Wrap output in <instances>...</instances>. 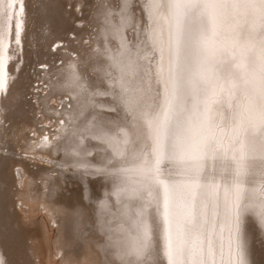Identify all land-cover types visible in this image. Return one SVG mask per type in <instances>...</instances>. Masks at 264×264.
<instances>
[{
  "label": "bare ground",
  "instance_id": "6f19581e",
  "mask_svg": "<svg viewBox=\"0 0 264 264\" xmlns=\"http://www.w3.org/2000/svg\"><path fill=\"white\" fill-rule=\"evenodd\" d=\"M135 1L128 0L125 8L124 0H101L94 11L95 16L92 15L97 28L92 33L94 36H89L88 47L82 51L80 48L76 54L65 51L60 65L38 61L43 63L37 67L38 79H42L37 90L40 94L35 101L28 100L31 102L27 108L22 107L25 103L20 106L17 100L31 86L21 76L24 65L21 54L24 59L31 16L29 4L36 3L34 11L39 18L36 35L40 46L61 42L57 34L63 31L68 18L61 8L63 2L59 0L52 3L49 0H0V80L5 85L0 88V141L12 139L14 146L25 156L54 161L59 168L55 167L60 169L58 175L53 174L57 170H51L52 173L35 172L21 159L12 157L15 161L9 164L12 167L9 173L10 167L7 169L3 165L4 153L0 152V195L5 200L1 214L4 222L0 219V264H30V258L23 262L15 255L20 238L12 227L15 214L12 216L10 207L14 203L20 211L18 224L34 220L35 216L43 213L50 224L57 227L56 239L52 240L48 223L46 220L40 222L43 236L41 239L33 236L34 242L28 247L38 257V261L31 258L34 261L31 264H59V261L61 264H160L161 258L164 264H169L163 228L158 227L154 220L159 196L153 191L151 202L146 196L137 198L134 169L139 161H132L131 157L143 153L151 159L150 133L144 124L143 114L155 115L163 104L165 84L170 77L175 21L170 16L162 18L167 16L166 12L162 11L161 16L151 12L145 7L148 0H138L140 6ZM80 2L74 0L75 4ZM5 11L9 17L6 23ZM233 41L259 52L264 46V32L251 16L247 20L226 18L220 23L215 42L217 46H230ZM44 54L36 48L37 57ZM217 60V73L227 78L233 72L231 65L224 56L218 55ZM117 61L121 66L131 65L130 69H125L128 73L124 77L127 92H122L118 82L119 67H110ZM98 69H107V74ZM54 95L59 98L67 95L61 108L54 103ZM220 100L212 106V115L216 123L227 129L230 117L227 100L226 97ZM5 103L17 104L10 115L12 121L9 126H5ZM105 107H114L116 112L104 115L100 108ZM119 129L127 133V144L123 145L126 158L123 166L133 171L117 178L112 174L113 165L120 158L114 155L112 138L124 139ZM4 148L0 144V151ZM58 156L60 159H56ZM160 168L165 176L171 174L175 177L180 166L175 161L162 159ZM259 168V159L249 162L250 173L258 172ZM70 170L74 172L70 173ZM99 174L101 176L93 180L92 176ZM255 180L258 185L259 178L255 177ZM173 182L179 184L180 180ZM201 185L196 197L197 226L205 249L201 259L205 264H254L249 239L251 227L256 223V226L264 228V220L244 210L248 203L247 193L239 201L237 211L231 195L225 198L219 175L215 188L211 186V177L208 181L201 180ZM137 212H142L140 219L149 225L148 238L139 241L135 229L139 222ZM251 216L256 220L254 224L249 221ZM5 234L11 241L5 238L8 242H3ZM26 236L22 234L19 237L24 239ZM41 240L45 243L44 256H40ZM140 244L145 246V250L137 257L133 248ZM22 245H26L24 240ZM21 253L19 251L20 256ZM25 254L26 257L32 255ZM58 254L59 261L56 259Z\"/></svg>",
  "mask_w": 264,
  "mask_h": 264
},
{
  "label": "snow or ice",
  "instance_id": "6c2138e0",
  "mask_svg": "<svg viewBox=\"0 0 264 264\" xmlns=\"http://www.w3.org/2000/svg\"><path fill=\"white\" fill-rule=\"evenodd\" d=\"M127 3L124 0L125 8ZM145 7L158 16L166 12L162 18L170 16L175 21V34L163 104L155 115L143 114L150 133L151 159L143 153L131 157L139 161L134 169V191L138 199L146 196L148 202L153 191L159 196L154 220L163 228L169 264H205L196 207L201 180L211 177L215 188L219 175L225 198L231 195L237 211L247 193L244 210L264 220V46L256 52L238 41L230 46H217L215 42L220 23L226 18L247 20L251 16L264 32V0H148ZM8 19L5 11V23ZM218 55L226 57L233 69L227 78L216 71ZM110 67H119L118 82L122 92H127L125 69L131 65L121 66L117 61ZM98 70L107 74V69ZM4 86L0 80V88ZM221 97H226L230 113L227 129L212 115V106L220 103ZM119 132L123 140L112 138L114 155L120 158L113 165L112 174L117 178L133 171L123 166L127 133L124 129ZM162 159L180 166L175 177L161 171ZM256 159L260 168L250 173L249 162ZM255 177L259 178L258 185ZM177 179L179 184L173 182ZM141 216L142 212H137L138 241L149 234V225ZM144 250L143 244L133 248L137 257Z\"/></svg>",
  "mask_w": 264,
  "mask_h": 264
},
{
  "label": "rangeland",
  "instance_id": "374dc122",
  "mask_svg": "<svg viewBox=\"0 0 264 264\" xmlns=\"http://www.w3.org/2000/svg\"><path fill=\"white\" fill-rule=\"evenodd\" d=\"M52 1H56V0H49L50 3H52ZM59 1L63 2L61 8H62L63 13L67 16L68 22L65 24L63 31H61L60 33L57 34V37H58V39L61 40V42H59V43L56 42L57 43V44H55L56 46L54 44H51V43H49L47 46H40V40L37 38V35H36V30L38 29L37 23H39V18L36 17V13L34 11L36 3L35 2H31L29 4V7L31 9V16L29 18L28 33H27L26 40H25L26 43H25V57H24V59H23V56L21 54V61L24 62L21 76L24 77L26 79V80L25 79L24 80L26 82H29L31 84V86H30L29 89H26L25 92L23 93V95L20 97V99L17 100L18 104L19 103L21 104L20 106H22L25 103L22 107L25 106V107L29 108L28 105L30 104L29 102H31V101H28V100L35 101V99H36L35 97H38V95L40 94L37 90L40 89V86H38V83H42V79H38L39 78L38 68H39V66L43 65V63H39L38 61L45 60V61H48V65L49 64L53 65L54 63L57 64V65H60L62 63V61L64 60L65 51L67 53L76 54L77 51H80V48H81V51H82V48H84L85 46L88 47L89 44H90V38H92V36H94V34H92V33H94V31L97 28V25H95L96 21L93 20L94 18H92V15L95 16L94 15V13H95L94 11L100 5L99 3H101V0H99V1L98 0H81V2L78 3V4H75L74 0H59ZM139 2L140 1L136 0L135 1L136 5L140 6L141 4L139 5ZM33 3H34V5H32ZM138 6H137L136 9H138ZM94 7H96V8H94ZM90 16H91L92 19L90 18ZM87 19H89V20L91 19L90 21L88 20L89 23H88ZM92 24H93V26H91ZM81 27H83L85 29H83ZM80 28H81V30H80ZM89 36H90V38H89ZM36 40H37V42H36ZM35 43H36V45H35ZM82 44H84V45L82 46ZM32 46H34V48ZM57 46H58V48H57ZM36 48L41 50L45 54L43 56L39 55L40 57H37V55H35L36 54ZM33 50H35V52ZM31 53H34V55L31 54ZM35 64H36V66H35ZM33 67H34V69H33ZM25 72H26V75H25ZM43 73H44V71H41V74H43ZM44 84L46 85L47 82H44ZM63 97L59 98V97L54 95V99H56V101L54 103L57 104V106L59 108H61L62 104L65 103V102L63 103V101L67 99V95L63 96ZM23 98H27V99L24 100ZM16 105L17 104H12V105L6 104L5 105L6 106L5 109H4V113L6 115L5 126H9L10 125V123L12 121V117H10V115H12V112L15 109ZM100 109L103 112V113L102 112L101 113L104 114V115H109V114H112V113L116 112L114 107H110V108L109 107H105V108H100ZM52 120L55 121V117H53ZM53 123H52V126H51L52 128L55 127ZM42 124H43V122H40V125H42ZM0 144H1V146H3V148L5 147L4 150L0 151V152L4 153L3 165L7 166V169H9L8 167H10V169L7 170L8 172L11 171V168H12L11 165H9V164H12V161H15L16 159H19V160L21 159L25 163V165L28 166L29 169L31 168L30 170H32V171H35V172L36 171L37 172L48 171V172L52 173V172L57 170V173H53V174H55V175L57 174L58 175V172L60 173V169H57V168H59V166L57 164H55L54 161L53 162H47V161H44V160H39V159L37 160L35 158L31 159L28 156H25L24 152H22L21 149H19L18 147L14 146V143H13L12 139L4 138L3 141H0ZM12 148L15 149V150H12ZM8 152H11V154L10 153L6 154ZM91 153L94 154V152H91ZM12 157L15 160L12 159ZM8 159H11V160H8ZM56 159H60V156L56 157ZM52 167L54 168V170H53ZM64 168H65V171H68L66 169L67 167H63V169ZM51 170H52V172H51ZM72 172H74V171L70 170V173H72ZM100 176H101V174L94 175L92 177H94L93 178V180H94V179H97V177H100ZM92 177H91V179H92ZM1 195H0V205H1L0 206V219L2 218V215H3V211H2L3 210L2 209L3 208V204H5V200H4V198ZM1 198H3V199H1ZM2 200H4V201H2ZM14 204H13V206L11 205V207H10V210H11L10 212H11V214L13 213L12 216L15 214L13 216L14 220L12 219V227H13V230H15V232L17 231L16 232L17 234L19 233L18 239L20 238L19 239V244H17V246L15 248V255H16L17 258L19 257V259L21 261H23V262H26V261L30 260V264H31V263L34 262V261H32L33 259L38 261V257L34 256L32 251H31V249L28 248V247H29V244L34 242L33 241V236L37 237L39 239H41L42 236H43L42 235V229H41V226H40V222L43 221V220L44 221L46 220V222L49 225V230H50V233H51V236H52V240L56 239L57 227L54 226L56 224H54L52 226L50 224V222L47 220V218L43 215V213L42 214H38L37 216H35L34 220L27 221V222H23L22 221L21 224H18V219H20V216H19V212L20 211H18L19 209H17V203L15 205ZM13 209H14V211H13ZM2 220L4 222V219H1V221ZM249 221H252L253 224L256 222V220H254V218L252 216L250 217ZM1 224H2L1 228L3 229V233H4L5 232L4 224L2 222H1ZM13 224H15V225H13ZM30 224H32V225H30ZM251 229H252V231L250 232L249 239H250V246H251V250H252V254H253L254 264H264V228H262L261 226H258V225L256 226V223H255V225H253V227H251ZM22 232H24V233H22ZM22 234L24 235V237L26 236L25 234H27L26 238L22 239L21 237H19ZM86 234L84 235L83 238L86 237ZM8 237L9 236H7L6 234L3 235V240H4L3 242L4 243L8 242L9 240L11 241V239L8 238ZM5 238H7L8 241L5 240ZM31 238H32V241H31ZM23 240H24V243L26 245H22ZM81 240H83V239H81ZM81 240H80V242H82ZM20 241H22V242H20ZM40 243H41L40 244L41 245L40 254H42L40 256H44L45 255L44 253H45V250H46L45 249V243L42 240H41ZM19 245H21L22 247H20ZM18 246H19V248H17ZM25 246L27 248L23 249ZM36 246H39V243H38V245L36 243ZM42 247H44V250H42L43 249ZM21 250H26L27 252L26 251H21ZM19 251H20V253L22 252L24 254L28 253L27 256L30 255V253L32 255H30L31 257L30 256L26 257V254L24 255V254L21 253V256H20ZM17 252H18V254H17ZM59 256H60V254H58L56 256V259L58 261L60 259ZM23 258H24V260H23ZM27 258H30V259L27 260ZM31 258H33V259H31ZM41 258L43 259V257H41ZM59 262H60L59 264H61V261H59ZM24 264H29V262H26ZM160 264H164L162 258H161Z\"/></svg>",
  "mask_w": 264,
  "mask_h": 264
}]
</instances>
